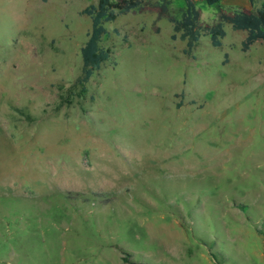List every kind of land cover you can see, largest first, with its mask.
Instances as JSON below:
<instances>
[{
	"label": "rangeland",
	"instance_id": "obj_1",
	"mask_svg": "<svg viewBox=\"0 0 264 264\" xmlns=\"http://www.w3.org/2000/svg\"><path fill=\"white\" fill-rule=\"evenodd\" d=\"M97 1L0 0V264H264V40L225 23L187 55L186 1L142 0L58 107Z\"/></svg>",
	"mask_w": 264,
	"mask_h": 264
},
{
	"label": "trees",
	"instance_id": "obj_2",
	"mask_svg": "<svg viewBox=\"0 0 264 264\" xmlns=\"http://www.w3.org/2000/svg\"><path fill=\"white\" fill-rule=\"evenodd\" d=\"M185 1L189 17L188 19L184 17L182 20L174 19L173 28L174 31L183 30L181 38H187L184 49V53L187 55L191 54L193 46L201 35H208L213 46H220L221 39L225 36V23H230L235 30H249L241 43L243 51L248 50L254 42L264 40V3L263 6L254 11L242 12L240 16L238 11L226 12L222 8H218L217 18L213 23L198 25L199 9L196 8L193 0ZM208 1L216 2L218 0ZM143 8L142 0H98L96 4H90L82 9V14L92 16V22L87 39L80 48L81 71L72 84L79 89L77 94L60 93L58 107L63 104H71L73 95H80L85 92L86 83L90 77L109 59L110 49L101 45L102 37L108 33L104 23L114 21L119 15ZM189 25H193L194 28H189Z\"/></svg>",
	"mask_w": 264,
	"mask_h": 264
},
{
	"label": "crops",
	"instance_id": "obj_3",
	"mask_svg": "<svg viewBox=\"0 0 264 264\" xmlns=\"http://www.w3.org/2000/svg\"><path fill=\"white\" fill-rule=\"evenodd\" d=\"M194 2H198V1H202V2H207V3H209V1L208 0H193ZM218 1H220V2H222V3H224L225 5H227V4H232V2L233 3H236V2H241L244 6L243 7H251L250 5H251V0H218ZM235 1V2H234ZM210 3H216V2H210ZM200 11V10H199ZM200 13H201V11H200Z\"/></svg>",
	"mask_w": 264,
	"mask_h": 264
},
{
	"label": "water",
	"instance_id": "obj_4",
	"mask_svg": "<svg viewBox=\"0 0 264 264\" xmlns=\"http://www.w3.org/2000/svg\"><path fill=\"white\" fill-rule=\"evenodd\" d=\"M189 28H192V25H189Z\"/></svg>",
	"mask_w": 264,
	"mask_h": 264
}]
</instances>
